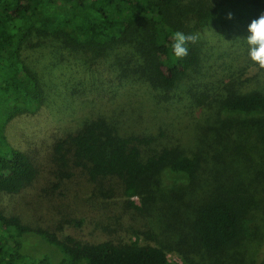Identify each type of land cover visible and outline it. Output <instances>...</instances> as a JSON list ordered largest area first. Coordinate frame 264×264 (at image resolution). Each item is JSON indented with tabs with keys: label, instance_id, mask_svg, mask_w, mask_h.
<instances>
[{
	"label": "trees",
	"instance_id": "obj_1",
	"mask_svg": "<svg viewBox=\"0 0 264 264\" xmlns=\"http://www.w3.org/2000/svg\"><path fill=\"white\" fill-rule=\"evenodd\" d=\"M230 1L0 0V264H178L170 250L264 264V250L250 261L237 250L258 196L264 212V163L240 161L264 144V70L244 39L264 0ZM223 27L233 40L210 53L207 31ZM176 31L198 36L182 60ZM59 66L95 70L101 85L46 134L11 142L10 123L41 112ZM232 140L240 162L220 163Z\"/></svg>",
	"mask_w": 264,
	"mask_h": 264
},
{
	"label": "rangeland",
	"instance_id": "obj_2",
	"mask_svg": "<svg viewBox=\"0 0 264 264\" xmlns=\"http://www.w3.org/2000/svg\"><path fill=\"white\" fill-rule=\"evenodd\" d=\"M238 1L239 0H232L230 1L231 5L230 3H227L225 7H245L243 6L242 0L241 2ZM229 11L235 13L236 15L243 14V10L239 8H237L238 12L233 8H229ZM236 20L237 17L234 19L235 23ZM223 28V30L221 28H215L213 30L207 31L208 34H206V39L208 41V44L212 47V49H210V53H213V51L217 53L223 51L220 48V46L222 45H224L225 47L230 46L233 37L230 36V32L227 27ZM51 69L53 71H56L57 73L50 76V88L49 92H46V100L41 112L37 115L15 118L10 123V126L6 131L11 142L14 141L15 144H17L19 142H22L26 136L38 137L40 135L46 134L49 128L57 126V124H59L60 122H64L68 117V114L73 112V107H76L77 109V106L79 104L78 101L80 100L77 98L79 92L84 94L87 89L101 85V77L95 70L88 71L81 68L80 66H76L74 70L60 66L52 67ZM73 92L74 94H72ZM187 132L184 137V142H186V145H188L186 149L190 151L196 150L198 147L193 139L196 136V130L194 126L190 125L187 129ZM255 143L256 147L250 146L246 150L241 149L242 154H240V161L246 163L248 157L251 156L255 162L264 163V144H262L261 141H256ZM234 144L236 143L232 140L230 144H226L221 149V152L219 150L218 160L220 163L233 165L236 161H239V159L236 158L238 155L233 150ZM260 167H264V165H261ZM252 170L253 173H255L257 169ZM204 173L207 172L205 171ZM174 178H170V182L169 180H167L166 184L169 182V185H176V189L179 190L185 184V179L177 178L175 176ZM261 198L262 196H258L256 198V202L252 203H258L257 205H254L252 207L250 213V224L252 231L250 230L249 226V235L247 241L239 245V247L237 248V250L241 252V257L244 261H250V257H254V259H256L262 254V251L264 250L263 203L259 205V202H261ZM134 201L139 205H141L142 203L140 197H134ZM92 206H94V204L91 202L87 204V207L89 209H91ZM79 232H81L83 236H89L91 234V229L86 228L84 231L83 229L79 230ZM150 239L154 244H158L155 232H153ZM133 240H136V238H133ZM143 240L144 238L140 239V241ZM30 241L36 240L31 238ZM30 244L35 247V249L40 248V246H35V244L32 242ZM187 254L189 259L185 258L184 255L177 250H170L168 257L171 261H174L178 264H191V260L194 254H190L188 252Z\"/></svg>",
	"mask_w": 264,
	"mask_h": 264
},
{
	"label": "clouds",
	"instance_id": "obj_3",
	"mask_svg": "<svg viewBox=\"0 0 264 264\" xmlns=\"http://www.w3.org/2000/svg\"><path fill=\"white\" fill-rule=\"evenodd\" d=\"M232 18L233 14L229 12L227 19L231 20ZM247 32L248 35L244 39L248 45V56L260 70H264V12L251 20L247 26ZM172 39L174 41L172 52L175 58L182 60L189 53L186 45L189 43L194 44L198 36L186 35L184 32L176 31L172 34Z\"/></svg>",
	"mask_w": 264,
	"mask_h": 264
}]
</instances>
